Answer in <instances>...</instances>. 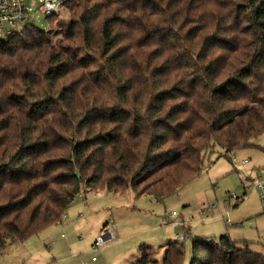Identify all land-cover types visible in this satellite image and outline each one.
I'll use <instances>...</instances> for the list:
<instances>
[{
  "label": "trees",
  "instance_id": "16d2710c",
  "mask_svg": "<svg viewBox=\"0 0 264 264\" xmlns=\"http://www.w3.org/2000/svg\"><path fill=\"white\" fill-rule=\"evenodd\" d=\"M63 7L49 31L30 19L0 39V250L87 191L162 201L205 170L206 152L264 131V0ZM129 264H185L184 244L161 262L141 246ZM188 264H264V252L193 236Z\"/></svg>",
  "mask_w": 264,
  "mask_h": 264
},
{
  "label": "rangeland",
  "instance_id": "374dc122",
  "mask_svg": "<svg viewBox=\"0 0 264 264\" xmlns=\"http://www.w3.org/2000/svg\"><path fill=\"white\" fill-rule=\"evenodd\" d=\"M24 1L30 8L33 24L49 31L50 20L38 9L42 0ZM66 14L64 7L58 12L60 18ZM22 27L20 24L17 30ZM59 36L53 29L52 40ZM253 143L252 147L226 155L218 147L206 152L205 170L162 201L152 196L135 198L129 190L121 196L107 191L79 194L60 222L24 241L9 240L0 250V264H79L80 261L90 264L91 256L97 258L94 264H128L139 258L141 253L137 250L142 244L150 245L145 247L150 257L161 262L169 239L184 244L185 264H188L193 236L228 235L245 240L250 250L264 252V205L249 179L254 172H263L264 131ZM243 160L247 162L242 163ZM235 197L243 200L235 205ZM110 220L115 226H123L119 234L129 236L126 243L118 240L120 235L115 229L114 239L93 248L103 224ZM176 221L186 226H174ZM180 234L183 240L177 238ZM238 246L244 248L239 243Z\"/></svg>",
  "mask_w": 264,
  "mask_h": 264
},
{
  "label": "built area",
  "instance_id": "2783aa9c",
  "mask_svg": "<svg viewBox=\"0 0 264 264\" xmlns=\"http://www.w3.org/2000/svg\"><path fill=\"white\" fill-rule=\"evenodd\" d=\"M65 0H42L38 9L46 16H51L58 13L63 8V3ZM30 8L27 7L24 0H0V38L10 35L12 32H19L30 20ZM23 24L20 30L17 27ZM247 160H243L242 163H246ZM252 187L256 189L259 193L261 202L264 205V168L262 174L257 175L252 180ZM246 194L244 193L243 197ZM243 197H235L236 203L243 200ZM174 214V212H172ZM186 226V223L176 221L174 226L178 225ZM115 224L113 221H108L102 227L100 235L96 237L93 242V248H98L102 245L107 244L110 240L115 238ZM179 240H183V235L177 236ZM97 258L91 256L90 262H96ZM79 264H89L87 261H80Z\"/></svg>",
  "mask_w": 264,
  "mask_h": 264
},
{
  "label": "crops",
  "instance_id": "0c3cea01",
  "mask_svg": "<svg viewBox=\"0 0 264 264\" xmlns=\"http://www.w3.org/2000/svg\"><path fill=\"white\" fill-rule=\"evenodd\" d=\"M257 175H259V172H254V176L252 177L251 175L249 176L250 178V181L252 182V180L257 176ZM97 192H102V191H97ZM108 192V191H107ZM116 195H118V196H121V195H123L124 194V192H117V193H115ZM112 221V220H111ZM105 223H107V222H105ZM105 223L103 224V226L105 225ZM115 229L117 230V235L121 232V234H122V229H123V226L122 225H118V226H115ZM262 231H264V230H262ZM121 234H119L120 236H118L117 238H118V240L119 241H122V242H125L126 241V239L127 238H129V236H126V235H121ZM61 236H63V235H61ZM115 237H116V233H115ZM233 240H235L237 243H239L241 246H243V247H246V248H248L249 249V246H248V244H247V242L245 241V240H236V239H233ZM171 241H173V239L172 240H166V244H165V249H164V251L166 250V247H167V245L171 242ZM128 242H130V241H128ZM128 242H127V245H129L128 244ZM126 243V242H125ZM143 245V244H142ZM141 245V246H142ZM126 246V245H125ZM141 246H138L139 248H138V250H137V246H134V245H132V247L135 249V247H136V250L139 252V253H141ZM145 246V245H144ZM146 246H150V245H146ZM145 246V247H146ZM132 248V249H133ZM127 251H128V248H127ZM123 254V253H122ZM125 261H127L126 259H124ZM95 262H90V264H94ZM130 262L128 261V264H129ZM98 264H100V263H98Z\"/></svg>",
  "mask_w": 264,
  "mask_h": 264
}]
</instances>
